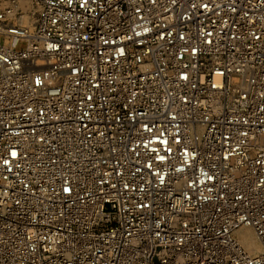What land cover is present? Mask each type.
<instances>
[{
  "label": "built area",
  "instance_id": "obj_1",
  "mask_svg": "<svg viewBox=\"0 0 264 264\" xmlns=\"http://www.w3.org/2000/svg\"><path fill=\"white\" fill-rule=\"evenodd\" d=\"M30 1L0 11V264H264V0Z\"/></svg>",
  "mask_w": 264,
  "mask_h": 264
},
{
  "label": "bare ground",
  "instance_id": "obj_2",
  "mask_svg": "<svg viewBox=\"0 0 264 264\" xmlns=\"http://www.w3.org/2000/svg\"><path fill=\"white\" fill-rule=\"evenodd\" d=\"M30 1L29 0H18L17 2V9H24L25 12H28V10H31V5H30ZM20 23L23 25H30L32 20L30 21V16L25 13L22 14V16L19 19ZM246 232H248L249 236L252 238L253 241H255V245H250V243H248V238H244V237H240V240L242 241V243L244 244V246L251 252V253H258L260 252V246L257 242V239L253 233V231L251 230H246Z\"/></svg>",
  "mask_w": 264,
  "mask_h": 264
},
{
  "label": "rangeland",
  "instance_id": "obj_3",
  "mask_svg": "<svg viewBox=\"0 0 264 264\" xmlns=\"http://www.w3.org/2000/svg\"><path fill=\"white\" fill-rule=\"evenodd\" d=\"M11 0H0V11L3 10L5 7H7L9 5ZM30 1V0H29ZM18 2V0H17ZM30 3H32V1H30ZM31 5V10H28V12H25L24 9L23 10V14L27 13L30 16V21L32 20L31 16L33 17L34 14V8L33 5ZM21 9V8H20ZM240 237H244V238H248V243H250V245H255V241L252 240V238L249 236L248 232L243 231L242 234L240 235Z\"/></svg>",
  "mask_w": 264,
  "mask_h": 264
}]
</instances>
